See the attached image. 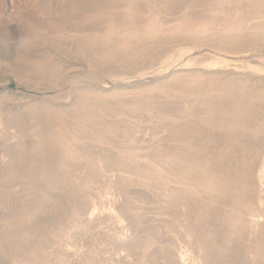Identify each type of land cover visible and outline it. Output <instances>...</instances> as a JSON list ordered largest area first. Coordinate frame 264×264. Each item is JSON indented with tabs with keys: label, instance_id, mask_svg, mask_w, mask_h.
<instances>
[{
	"label": "rangeland",
	"instance_id": "obj_1",
	"mask_svg": "<svg viewBox=\"0 0 264 264\" xmlns=\"http://www.w3.org/2000/svg\"><path fill=\"white\" fill-rule=\"evenodd\" d=\"M0 264H264V0H0Z\"/></svg>",
	"mask_w": 264,
	"mask_h": 264
}]
</instances>
